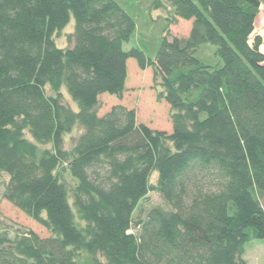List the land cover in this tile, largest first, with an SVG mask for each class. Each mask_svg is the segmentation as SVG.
Returning a JSON list of instances; mask_svg holds the SVG:
<instances>
[{
    "label": "trees",
    "instance_id": "obj_1",
    "mask_svg": "<svg viewBox=\"0 0 264 264\" xmlns=\"http://www.w3.org/2000/svg\"><path fill=\"white\" fill-rule=\"evenodd\" d=\"M260 6L149 0L166 21L149 59L123 49L136 22L116 0H0V198L49 235L1 231L0 264H247L244 245H264ZM177 20L186 38L170 35ZM131 59L152 70L170 133L122 106L98 115L102 95L121 99ZM152 192L168 209L134 217Z\"/></svg>",
    "mask_w": 264,
    "mask_h": 264
},
{
    "label": "rangeland",
    "instance_id": "obj_2",
    "mask_svg": "<svg viewBox=\"0 0 264 264\" xmlns=\"http://www.w3.org/2000/svg\"><path fill=\"white\" fill-rule=\"evenodd\" d=\"M121 7L131 15L136 22V30L130 41L123 45L125 51L136 48L142 51L149 59H154L160 45L162 33L165 29V20L157 18V13H151L148 8L149 0H116ZM260 17L255 20V30L264 17V0H260ZM162 15L161 12H159ZM258 14V15H259ZM191 27L190 21L177 20L174 26L170 27V35L177 38H186ZM73 32L72 22L56 39L59 47H66V38ZM204 56H199L207 64L214 65L218 58L214 56L215 48L207 46ZM156 86L153 83V73L150 68L140 70L134 60L127 61V80L125 91L121 99L114 96L102 95L99 98L98 115L102 116L110 111L112 107L122 106L128 110H134L138 124H143L151 130L171 132L169 119L170 109L164 101H157ZM63 103L74 111L76 107L63 91ZM82 129L77 127L72 133L64 137L63 148L69 150L75 143L76 138L81 134ZM7 181L5 176H0V195ZM155 184L156 175L150 179ZM153 207H168L163 204L158 194L150 193L145 201H142L135 211L134 217L144 219L146 212ZM6 231L10 238H13L16 230L32 231L40 238L49 237L47 231L25 216L21 211L0 198V232ZM136 232L135 229L132 230ZM243 260L247 264H264V245L262 241L253 239L244 245Z\"/></svg>",
    "mask_w": 264,
    "mask_h": 264
},
{
    "label": "crops",
    "instance_id": "obj_3",
    "mask_svg": "<svg viewBox=\"0 0 264 264\" xmlns=\"http://www.w3.org/2000/svg\"><path fill=\"white\" fill-rule=\"evenodd\" d=\"M159 15L157 13L156 17H160ZM258 17H260V14L258 15ZM255 27H256V25H255ZM254 35L261 37V45H260L259 49L264 54V17H263L262 21L259 22L258 29H256V30L254 29Z\"/></svg>",
    "mask_w": 264,
    "mask_h": 264
}]
</instances>
